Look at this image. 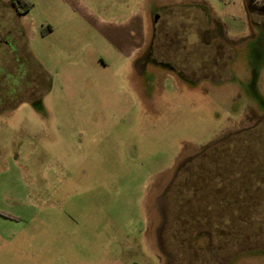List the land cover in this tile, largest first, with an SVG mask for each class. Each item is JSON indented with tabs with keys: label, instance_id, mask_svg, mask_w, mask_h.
<instances>
[{
	"label": "rangeland",
	"instance_id": "1",
	"mask_svg": "<svg viewBox=\"0 0 264 264\" xmlns=\"http://www.w3.org/2000/svg\"><path fill=\"white\" fill-rule=\"evenodd\" d=\"M37 1L0 0V264H264V15L188 0L138 50Z\"/></svg>",
	"mask_w": 264,
	"mask_h": 264
},
{
	"label": "crops",
	"instance_id": "2",
	"mask_svg": "<svg viewBox=\"0 0 264 264\" xmlns=\"http://www.w3.org/2000/svg\"><path fill=\"white\" fill-rule=\"evenodd\" d=\"M31 1L33 6L30 10H33L37 7V0H28ZM98 0H61L63 4H66L72 13L75 15V18L80 22L86 23L95 31L96 36L100 40H136V49H140L142 40H172L169 35L168 28L169 26L166 23L167 18L170 13L173 12L172 6L182 5L186 6L185 3H188V0H144V3H139L140 0H133L135 2L134 8L130 10V12L122 11L123 8L128 9L130 7L129 1L123 2L121 7H104L101 10L93 9V6ZM169 1V2H168ZM193 2V6L196 8L195 11L203 10L202 6L208 5V1L206 0H190ZM224 4H230L234 2V0H218ZM41 2V1H40ZM47 4L49 6L57 5L54 4L55 1L47 0ZM121 2V1H120ZM244 7L246 8V0H242ZM8 8L12 10L14 13L17 11L11 5V1L8 0ZM54 4V5H53ZM171 4V6L169 5ZM30 12V11H29ZM18 13V12H17ZM105 16V17H103ZM217 19H220L218 15ZM48 27L49 32L54 31V26L52 23H45ZM217 25V24H216ZM219 25V23H218ZM121 31V35L117 34V31ZM205 30L204 33L198 32V40H206ZM222 32L218 29L215 36H220ZM179 38V39H178ZM175 38L176 40H187L183 36ZM124 44V43H122ZM123 51L122 49H120ZM131 53L133 54L135 50ZM34 214H30L29 212L25 214L26 220L32 219ZM26 235V233H25ZM24 246L23 251L25 254H30L29 244H28V235L24 237ZM47 247V248H46ZM54 245H49L47 243H42L40 248L37 250L43 252L45 250L53 249ZM79 252V251H78ZM78 256H83L82 252H79ZM80 257V258H81ZM59 261V260H58ZM32 264H93L86 262L84 260H73V261H52L48 263L35 261ZM95 264H108L105 262L95 263ZM114 264V263H113Z\"/></svg>",
	"mask_w": 264,
	"mask_h": 264
},
{
	"label": "trees",
	"instance_id": "3",
	"mask_svg": "<svg viewBox=\"0 0 264 264\" xmlns=\"http://www.w3.org/2000/svg\"><path fill=\"white\" fill-rule=\"evenodd\" d=\"M15 10L19 13L28 12L32 8L33 4L28 0H10ZM246 9L252 13H258L264 15V0H246ZM0 215H3L8 218H15V216L5 213L0 210ZM136 264V263H134Z\"/></svg>",
	"mask_w": 264,
	"mask_h": 264
},
{
	"label": "flooded vegetation",
	"instance_id": "4",
	"mask_svg": "<svg viewBox=\"0 0 264 264\" xmlns=\"http://www.w3.org/2000/svg\"><path fill=\"white\" fill-rule=\"evenodd\" d=\"M11 5H12V3H11ZM13 6V5H12ZM13 8H14V6H13ZM15 9V8H14ZM167 62V61H166ZM169 63V62H168ZM171 64V63H170ZM186 161H188V159L186 160ZM186 165L184 164V162L181 164V166L179 167V168H184ZM232 197H230V199H231ZM232 200V199H231ZM234 201V199L232 200V202ZM248 200L246 199V203L247 204H250V202H247ZM230 203H231V201H230ZM249 212H250V210H249ZM249 212L248 213H246V215L248 214L249 215ZM252 216V215H251ZM263 219H264V215H263V217H262ZM259 247H264V239H262L261 240V242H260V244L258 243V244H254L253 242H252V238H251V236H249V239H248V241H247V244L241 249V250H249V249H253V248H259ZM238 251H240V250H238ZM237 252V251H236ZM235 252V253H236ZM230 260V258L224 263V264H226L228 261Z\"/></svg>",
	"mask_w": 264,
	"mask_h": 264
}]
</instances>
